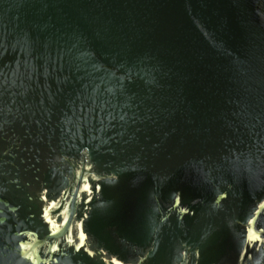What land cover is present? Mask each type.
Listing matches in <instances>:
<instances>
[{
  "label": "water",
  "instance_id": "obj_1",
  "mask_svg": "<svg viewBox=\"0 0 264 264\" xmlns=\"http://www.w3.org/2000/svg\"><path fill=\"white\" fill-rule=\"evenodd\" d=\"M239 253L264 264V0H0V264Z\"/></svg>",
  "mask_w": 264,
  "mask_h": 264
},
{
  "label": "flooded vegetation",
  "instance_id": "obj_2",
  "mask_svg": "<svg viewBox=\"0 0 264 264\" xmlns=\"http://www.w3.org/2000/svg\"><path fill=\"white\" fill-rule=\"evenodd\" d=\"M235 218L238 221L240 219V216L237 215ZM254 255L255 254H250V253L249 254L239 253L237 254V257H236V261H237L236 263L237 264H254V259H253ZM196 264H203V263L200 260V261H196Z\"/></svg>",
  "mask_w": 264,
  "mask_h": 264
}]
</instances>
